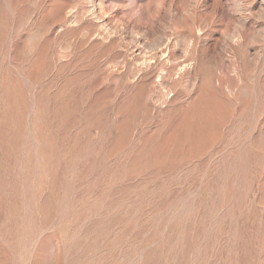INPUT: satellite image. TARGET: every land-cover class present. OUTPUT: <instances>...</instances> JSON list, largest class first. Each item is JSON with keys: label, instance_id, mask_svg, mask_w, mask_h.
Segmentation results:
<instances>
[{"label": "rangeland", "instance_id": "1", "mask_svg": "<svg viewBox=\"0 0 264 264\" xmlns=\"http://www.w3.org/2000/svg\"><path fill=\"white\" fill-rule=\"evenodd\" d=\"M0 264H264V0H0Z\"/></svg>", "mask_w": 264, "mask_h": 264}]
</instances>
